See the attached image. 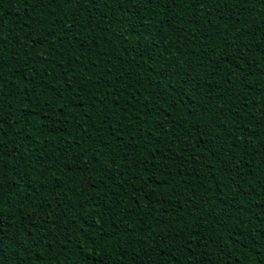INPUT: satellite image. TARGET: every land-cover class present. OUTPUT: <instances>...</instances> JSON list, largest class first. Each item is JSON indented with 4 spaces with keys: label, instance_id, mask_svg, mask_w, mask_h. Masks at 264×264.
I'll list each match as a JSON object with an SVG mask.
<instances>
[{
    "label": "trees",
    "instance_id": "obj_1",
    "mask_svg": "<svg viewBox=\"0 0 264 264\" xmlns=\"http://www.w3.org/2000/svg\"><path fill=\"white\" fill-rule=\"evenodd\" d=\"M0 118V264L264 260V0H0Z\"/></svg>",
    "mask_w": 264,
    "mask_h": 264
},
{
    "label": "snow or ice",
    "instance_id": "obj_2",
    "mask_svg": "<svg viewBox=\"0 0 264 264\" xmlns=\"http://www.w3.org/2000/svg\"><path fill=\"white\" fill-rule=\"evenodd\" d=\"M61 67H63V65H61ZM161 67L163 68V65H161ZM65 71H67V70H65ZM34 75L35 74H33V77H34ZM73 79H74V77H73ZM79 86L80 87H86V85H83V84H81ZM67 87L68 88H72L73 87V84L71 82H69L67 84ZM183 94L186 95L187 93L185 92ZM78 99H79L78 97H74L72 102L75 103ZM93 99L94 100H98V102L100 104H103L104 103V99H102V98H96V97H94ZM118 102L119 101L117 100L116 103H118ZM79 106L81 108H83V102L82 101H80ZM95 106H96V104L94 103L93 104V107H95ZM63 108H64V104H60L58 110H61L62 111ZM5 122L6 121H4L2 118H0V124L5 123ZM113 135H115V134H113ZM2 148H3V142L0 141V149H2ZM153 152H155V150H153ZM0 154H2V153H0ZM142 163L146 164L147 161L144 160V161H142ZM123 166H124V161L121 160L120 163L116 165V172L119 173L120 168L123 167ZM86 167H87V162H85L83 168H86ZM108 171H110V172L112 171V167L111 166L109 167ZM150 179H151V173H149L148 176H146V177L143 178L142 183L147 185V184H149ZM2 203H3L2 195H0V204H2ZM4 222H5V218L3 217L2 208H0V253L3 252V246H4V243L3 242H4L5 239H7V237L4 235ZM73 222H75V221H73ZM29 223H31V221H29ZM20 227L23 228L24 226L23 225H20ZM80 227H81V230H82L83 229V224ZM25 231H27L26 228H25ZM18 242H19L20 245H23L24 247H27L29 249V252L31 251L30 246L27 245V243H26V238H19V241ZM2 261H3V255H0V262H2ZM260 264H264V260H262L260 262Z\"/></svg>",
    "mask_w": 264,
    "mask_h": 264
}]
</instances>
